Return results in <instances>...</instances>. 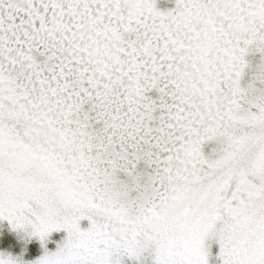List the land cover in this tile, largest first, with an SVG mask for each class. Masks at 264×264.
<instances>
[{
  "label": "snow or ice",
  "instance_id": "6c2138e0",
  "mask_svg": "<svg viewBox=\"0 0 264 264\" xmlns=\"http://www.w3.org/2000/svg\"><path fill=\"white\" fill-rule=\"evenodd\" d=\"M0 264H264V0H0Z\"/></svg>",
  "mask_w": 264,
  "mask_h": 264
}]
</instances>
